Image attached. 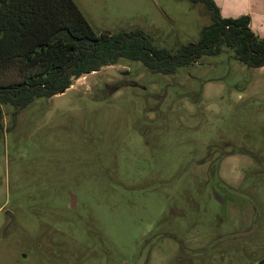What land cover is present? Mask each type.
<instances>
[{"label": "rangeland", "instance_id": "rangeland-1", "mask_svg": "<svg viewBox=\"0 0 264 264\" xmlns=\"http://www.w3.org/2000/svg\"><path fill=\"white\" fill-rule=\"evenodd\" d=\"M74 1L99 34L140 29L174 52L211 23L190 0ZM233 56L174 75L124 60L16 120L4 105L0 209L16 211L9 230L0 212V264H264V67ZM223 152L237 194L221 205Z\"/></svg>", "mask_w": 264, "mask_h": 264}, {"label": "trees", "instance_id": "trees-1", "mask_svg": "<svg viewBox=\"0 0 264 264\" xmlns=\"http://www.w3.org/2000/svg\"><path fill=\"white\" fill-rule=\"evenodd\" d=\"M190 1L206 6L211 23L198 42L174 52L140 29L99 34L74 0H0V71L16 67L24 77L18 84H0V135L4 105L13 108L16 120L37 98L61 94L75 79L124 60L174 75L205 56L232 51L246 67H264V37L251 30L249 17L226 19L212 0Z\"/></svg>", "mask_w": 264, "mask_h": 264}, {"label": "crops", "instance_id": "crops-1", "mask_svg": "<svg viewBox=\"0 0 264 264\" xmlns=\"http://www.w3.org/2000/svg\"><path fill=\"white\" fill-rule=\"evenodd\" d=\"M223 18H250L251 30L264 37V0H212Z\"/></svg>", "mask_w": 264, "mask_h": 264}, {"label": "flooded vegetation", "instance_id": "flooded-vegetation-1", "mask_svg": "<svg viewBox=\"0 0 264 264\" xmlns=\"http://www.w3.org/2000/svg\"><path fill=\"white\" fill-rule=\"evenodd\" d=\"M229 158V154H226V152H223L221 157L217 160V166L215 167V187L217 188V190H220L221 194L223 195V197L215 190V200L221 204L224 205L226 204V200L224 198V195H228V196H232L233 194H237V186L227 180H225L222 175L220 174L221 172V168L222 166H224L225 162L228 160ZM244 180L243 178L238 179L236 182L238 181H242ZM72 198V202H71V207H75V197H73V195H71ZM16 211V207H5L4 209L1 208L0 212L2 213V215L6 218V222L4 225L3 229H7L9 230L11 228V226L14 224L15 219L13 214ZM147 259H142V263L140 264H147ZM264 262V261H263Z\"/></svg>", "mask_w": 264, "mask_h": 264}, {"label": "water", "instance_id": "water-1", "mask_svg": "<svg viewBox=\"0 0 264 264\" xmlns=\"http://www.w3.org/2000/svg\"><path fill=\"white\" fill-rule=\"evenodd\" d=\"M65 91H66V90H64L62 93H64ZM62 93H61V94H62Z\"/></svg>", "mask_w": 264, "mask_h": 264}]
</instances>
